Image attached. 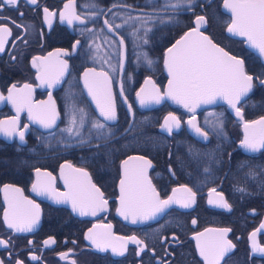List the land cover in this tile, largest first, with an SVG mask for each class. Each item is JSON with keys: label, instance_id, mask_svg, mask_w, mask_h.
I'll list each match as a JSON object with an SVG mask.
<instances>
[{"label": "flooded vegetation", "instance_id": "1", "mask_svg": "<svg viewBox=\"0 0 264 264\" xmlns=\"http://www.w3.org/2000/svg\"><path fill=\"white\" fill-rule=\"evenodd\" d=\"M0 4V27L11 31L0 33V128L10 129L9 122L17 120L12 135L0 131V240L7 242L0 245L3 264H207L197 235L204 234L199 243L212 244L222 229L230 230L223 239L234 247L219 264H264V149L249 152L241 146L245 122L264 117V57L246 37L227 31L231 17L223 0H194L192 5L182 0ZM45 8L55 15L46 19ZM61 13L80 19L69 24L60 19ZM197 16L207 20L201 33L243 60L245 73L253 77L251 90L235 107L227 99L194 110L168 101L141 106L137 93L147 77L155 89L165 91V51L196 28ZM123 49L127 58L122 71ZM41 76L58 77V82L41 83ZM10 89L16 103L7 99ZM108 91L116 104L114 122L99 114L97 99L104 104ZM29 108L32 116L45 120L54 111L55 123L44 127L30 117ZM169 114L180 122L171 132L162 127ZM189 121L207 132V138ZM96 123L104 128H94ZM130 155L153 163L150 188L145 183L144 192L150 195L154 189L159 201L175 195V204L162 215L133 222L118 211L120 181L125 178L121 164ZM133 172L129 175L134 179ZM6 184L19 191L5 197L1 187ZM93 185L106 201L95 215L88 207ZM186 189L195 193L190 207L183 206L189 197ZM221 196L230 208L216 203ZM7 202L14 221H26L40 211L31 231L8 227ZM82 204L85 214L79 210ZM144 208L151 206L146 203ZM90 230L101 243L118 248L116 237L135 236L143 244L129 240L121 255L110 247L97 248L88 239Z\"/></svg>", "mask_w": 264, "mask_h": 264}, {"label": "snow or ice", "instance_id": "2", "mask_svg": "<svg viewBox=\"0 0 264 264\" xmlns=\"http://www.w3.org/2000/svg\"><path fill=\"white\" fill-rule=\"evenodd\" d=\"M32 4H36L37 0H30ZM182 2L192 5L194 0H182ZM6 3L10 5H15L17 0H6ZM224 8L230 12V23L227 26V31L233 33L234 35L246 37L247 43L252 47L258 50L261 57H264V0H223ZM0 7H3V4H0ZM69 5H65V8H68ZM44 12L47 13L45 17L55 15V13H50L47 8L44 9ZM22 16L23 13H20ZM61 20H67L69 24L73 20H79L80 17L72 13L67 17L61 13ZM50 22V21H49ZM14 23V22H13ZM196 28L190 33H186L180 40L173 45L172 48L168 49V59L166 64L168 65V71L172 75V79L169 80V91L166 95L177 100L178 103H183L185 107L194 110L195 107H198L201 103L210 104L213 103L218 97L221 99H227L228 103L235 107L236 101L240 99L241 96L246 95L252 88L253 77L247 75L244 71V62L241 59H238L235 56L230 55L223 48L219 47L217 44H214L212 40L205 36L199 31L201 25L207 24V20L204 16H197ZM0 33L5 35H10L11 31L7 27H0ZM79 43V41H77ZM4 40L0 37V51H3ZM51 55V54H50ZM38 58H34L33 63ZM63 68H67L66 62H61ZM151 63V62H149ZM60 75H63L61 71ZM88 73H85L87 77ZM104 76L105 82H107L108 77L106 74H99ZM41 83H48L53 85L58 82V77L53 79H45L44 76L40 77ZM86 85L89 88V92L93 93L95 97V92H93V85L89 84L87 79L85 81ZM147 83V82H146ZM264 83V81H261ZM15 88V86H13ZM24 88H30L29 85H24ZM143 91V90H141ZM140 95V93H137ZM2 98V97H0ZM7 99L13 100L16 103V100L12 96V90H9V96ZM148 100H154L159 102L162 97L159 95L158 90L156 94L151 95L147 98ZM141 104H144L146 101L144 98L141 99ZM98 105H100L101 114L107 120H114L116 118L114 103L111 98L110 91L106 94V100L104 104H100L99 99H97ZM21 108L17 107V112ZM83 113V110H80ZM237 115H241L240 110L236 109ZM29 115L31 118L36 119L39 123L43 124L44 127H51L55 123V113L45 120L40 117L32 116L31 109L29 108ZM2 123V122H0ZM11 128H0V131L7 132L8 135H12L16 131L17 120L13 119L9 122ZM75 119H73V124ZM195 128L196 132L204 138H207L208 133L204 132L202 129L196 127V125L189 121ZM180 125L179 120L169 114V117L165 119L164 125L162 127L166 128L169 132L172 129L178 128ZM94 128L102 129L104 124L96 123L93 125ZM245 136L241 141V146L249 152H257L261 149H264V117H261L259 120L245 122L244 124ZM20 139H24V133H19ZM129 159L143 160L139 157H130ZM125 165V178L121 179V208L118 209L121 215L128 218L131 214L133 222L138 218V210L143 207L146 203L151 206V210L146 214L139 215L140 219H150L157 212L163 211V209L170 203L173 202V198L169 197L166 201H159L158 194L155 193V190H151V194L143 191V185L148 184L150 188V182L147 181L146 177V168L151 166L150 161H143L144 167L136 170L132 173V177L129 175L128 163L126 160L123 162ZM39 173V170H37ZM86 175V173H85ZM9 186H5V191H7ZM94 191L93 195L89 196L88 207L91 209L93 215L97 208L103 209L106 201L102 199V193L99 192V189H95V186H92ZM33 188L36 189L37 185H33ZM19 191V189H15ZM189 193L188 201L183 204L184 207H190L191 203H194L195 193H192L190 189H186ZM215 191V189H213ZM211 202V201H210ZM31 204V202H28ZM216 203H219L221 207L230 208V205L224 201L221 196ZM38 209V205H34ZM73 208H76L75 201L73 202ZM81 214H85V206L82 204L80 207ZM5 220L8 222V227L15 228L17 232L31 231L32 228L39 220L38 212L34 214L30 219L19 222L14 221L9 218V213H5ZM195 223V221H193ZM110 227V226H109ZM264 227V226H262ZM211 231V230H209ZM230 231L229 229L219 230L220 239L212 244L199 243L200 237L204 234L200 233L197 235L198 246L200 249V255L204 257L207 261V264H219V260L227 253L234 245L231 241L223 239L226 234ZM253 239L255 233L252 234ZM88 239L96 245L97 248L106 250L111 248L113 252H118L123 254L126 250V244L130 240L135 244L142 245L143 241L137 239L135 236L128 238L116 237L117 240L121 241L119 248L112 244L101 243L100 240L91 233V230L88 235ZM7 242L0 240V245H5ZM45 243H48L47 241ZM255 248V243L253 244ZM143 251V248L140 249ZM264 251V249H260ZM66 256L67 254H62ZM35 259V257H33ZM0 264H3V261H0ZM17 264H23L22 261H18ZM75 264V262H73Z\"/></svg>", "mask_w": 264, "mask_h": 264}, {"label": "water", "instance_id": "3", "mask_svg": "<svg viewBox=\"0 0 264 264\" xmlns=\"http://www.w3.org/2000/svg\"><path fill=\"white\" fill-rule=\"evenodd\" d=\"M227 10V9H226ZM190 32H192V31H190ZM190 32H187V33H190ZM186 34V33H185ZM184 34V35H185ZM183 35V36H184ZM182 36V37H183ZM205 36H208V35H205ZM181 37V38H182ZM209 37V36H208ZM180 38V39H181ZM210 38V37H209ZM179 39V40H180ZM211 39V38H210ZM212 40V39H211ZM214 44H216L214 41H212ZM176 44V43H175ZM175 44H173V45H175ZM173 45L172 46H170L169 48H167L166 49V51H165V54H164V71H165V73H166V75L168 76V79H167V82H166V85H165V91L164 92H161V90L159 89V87L157 86V88L155 89V87H154V82L152 83V81L150 80L151 78H146L145 80H144V82L142 83V85H141V87H140V89H139V91H138V93H140V95H137V100L139 101V103H141L140 101H141V99L142 98H144L145 99V103L144 104H141V106H144V107H146V108H153V107H156L157 105H160V104H162V103H164L165 101H168V102H170L172 105H176V106H180V107H183L184 109H190V108H188V107H185L184 106V104L183 103H178L177 102V100H175V99H173L172 97H170V96H168V95H166V93L169 91V80H171L173 77H172V75L169 73V71H168V65L166 64V60L168 59V49H170V48H172L173 47ZM219 46V45H218ZM220 47V46H219ZM222 48V47H221ZM226 51V50H225ZM227 52V51H226ZM121 57H122V61H123V63H122V71H123V69H124V66H125V60H126V58H127V54H126V49H123L122 50V55H121ZM147 82V83H146ZM120 84H121V82H120ZM141 90H143V91H141ZM156 90H158V92H159V95L162 97V99H160V101L159 102H156V101H154V100H148L147 98L149 97V96H151V95H154V94H156ZM243 96H241L240 98H242ZM222 99L221 98H217L213 103H210V104H205V103H201L198 107H203V106H208V105H212V104H215V103H218V102H220ZM114 107H115V114H116V104H115V99H114ZM198 107H195V109L196 108H198ZM100 115H101V117H103V118H105L102 114H101V112L99 113ZM116 118H117V116H116ZM116 118L114 119V120H109V121H111V122H114L115 120H116ZM106 119V118H105ZM130 157H139V158H143V160H135V159H129ZM126 160H128L129 161V163H128V171L129 172H131V171H136V170H139V169H141V168H143L144 167V165H143V161H150V159H148L147 157H145V156H141V155H130V156H128L126 159H124L123 161H122V164H121V168H122V171H123V173H125V165H124V161H126ZM151 162V161H150ZM152 162H151V166H152ZM150 166V167H151ZM150 167H147L146 168V172H147V174H146V177L147 178H149V175H148V173H149V169H150ZM7 185V184H6ZM6 185H3L2 187H1V190L3 191V193H4V196L6 197L7 196V194L8 193H10V192H12L13 190H15V186L14 185H7V186H9L8 187V189H7V191H5V186ZM17 189V188H16ZM169 197H172L173 198V202L172 203H170V204H168L164 209H163V211H161V212H157L155 215L156 216H160V215H162L169 207H171L172 205H174L175 203H174V198H175V195H170ZM169 197L167 198V199H164V200H162V201H166V200H168L169 199ZM120 198H121V196H120ZM158 198V197H157ZM159 200V199H158ZM7 205H8V208L6 209V211H5V213L9 210V207H10V204H8V202H7ZM120 205H121V200H120ZM145 207V205L143 206V207H141L139 210H138V218L136 219V221H140V220H144V219H140L139 218V215H143V214H146L147 212H149L150 210H151V208H144ZM121 208V207H120ZM40 216H41V213H40V211H39V219H40ZM154 216H152L151 218H153ZM125 218V217H124ZM150 218V219H151ZM127 220H130V221H133V219H132V216H131V214H129V216H128V218H127ZM146 220H148V219H146Z\"/></svg>", "mask_w": 264, "mask_h": 264}]
</instances>
